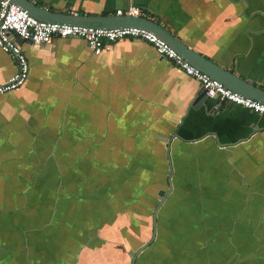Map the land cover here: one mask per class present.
I'll list each match as a JSON object with an SVG mask.
<instances>
[{
    "label": "crops",
    "instance_id": "0c3cea01",
    "mask_svg": "<svg viewBox=\"0 0 264 264\" xmlns=\"http://www.w3.org/2000/svg\"><path fill=\"white\" fill-rule=\"evenodd\" d=\"M30 1L94 16L140 6L264 90V0ZM19 45L28 77L0 95V264H131L156 208L134 264H264L263 114L203 96L138 39L100 54L76 37ZM15 72L0 49V83Z\"/></svg>",
    "mask_w": 264,
    "mask_h": 264
},
{
    "label": "built area",
    "instance_id": "2783aa9c",
    "mask_svg": "<svg viewBox=\"0 0 264 264\" xmlns=\"http://www.w3.org/2000/svg\"><path fill=\"white\" fill-rule=\"evenodd\" d=\"M70 14L77 15L71 12ZM117 16L146 17L145 10L136 5L115 11ZM76 37L86 41L93 54H100L107 45L134 38L147 42L155 51L168 59L186 75L197 80L209 97H219L229 103L241 105L264 115V103L243 96L225 86L219 80L190 64L180 53L155 33L134 26L103 28L69 23L48 22L34 17L12 0H0V49L9 54L16 63V72L0 83V95L22 86L29 73V63L18 39L28 41L32 47L41 48L55 38Z\"/></svg>",
    "mask_w": 264,
    "mask_h": 264
},
{
    "label": "water",
    "instance_id": "95a60500",
    "mask_svg": "<svg viewBox=\"0 0 264 264\" xmlns=\"http://www.w3.org/2000/svg\"><path fill=\"white\" fill-rule=\"evenodd\" d=\"M14 3L21 6L23 9L27 10L29 14L34 17L48 21V22H59V23H69L77 24L83 26H93V27H103V28H115L124 26H134L142 29L149 30L159 36L161 39L165 40L171 47H173L178 53H180L188 62L195 67L199 68L201 71L207 73L210 77L215 78L222 82L225 86L231 88L232 90L242 94L243 96L253 98L258 101L264 102V90L246 82L245 80L234 75L230 71L220 67L219 65L213 63L212 61L206 59L201 54L197 53L193 49H190L185 45L180 39L174 36L170 31L146 17H133V16H117V15H73L66 14L63 12H53L48 9L42 8L30 0H12ZM25 41L23 39H18V42ZM157 53V52H156ZM158 54V53H157ZM159 55V54H158ZM161 56V55H159ZM162 58H165L161 56ZM166 59V58H165ZM168 60V59H166ZM203 96L206 95L205 91H202ZM208 96V95H206ZM218 98V97H211ZM158 195L163 199L166 195L164 190H160ZM161 202V201H160ZM159 202V204H161ZM156 210L153 214V236L152 238L145 242L142 246H139L135 251L129 250L128 254L131 256V264H134V260L137 254L149 245L151 240L154 239L155 226H156Z\"/></svg>",
    "mask_w": 264,
    "mask_h": 264
}]
</instances>
